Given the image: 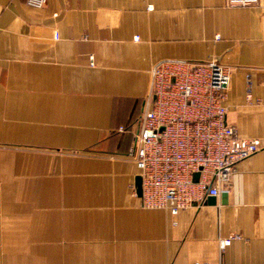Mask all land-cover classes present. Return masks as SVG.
Segmentation results:
<instances>
[{
	"label": "crops",
	"instance_id": "obj_1",
	"mask_svg": "<svg viewBox=\"0 0 264 264\" xmlns=\"http://www.w3.org/2000/svg\"><path fill=\"white\" fill-rule=\"evenodd\" d=\"M164 60L229 67L227 122L262 144L177 215L129 157ZM0 264H264V0H0Z\"/></svg>",
	"mask_w": 264,
	"mask_h": 264
},
{
	"label": "built area",
	"instance_id": "obj_2",
	"mask_svg": "<svg viewBox=\"0 0 264 264\" xmlns=\"http://www.w3.org/2000/svg\"><path fill=\"white\" fill-rule=\"evenodd\" d=\"M46 2L28 0V5L40 9ZM258 2L226 0L228 7ZM231 75L217 60H164L154 66L149 105L129 152L140 171L143 208L177 215L228 193L236 166L261 150L259 140L241 138L227 122ZM232 239L222 241V248Z\"/></svg>",
	"mask_w": 264,
	"mask_h": 264
},
{
	"label": "water",
	"instance_id": "obj_3",
	"mask_svg": "<svg viewBox=\"0 0 264 264\" xmlns=\"http://www.w3.org/2000/svg\"><path fill=\"white\" fill-rule=\"evenodd\" d=\"M198 178H199V175L197 174L196 179ZM137 193H138V196L142 197V181L140 177L137 180Z\"/></svg>",
	"mask_w": 264,
	"mask_h": 264
}]
</instances>
